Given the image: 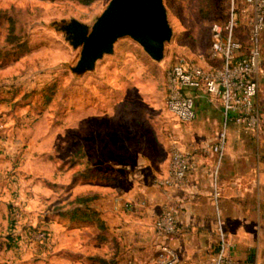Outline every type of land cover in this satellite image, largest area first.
Masks as SVG:
<instances>
[{
    "label": "rangeland",
    "instance_id": "rangeland-1",
    "mask_svg": "<svg viewBox=\"0 0 264 264\" xmlns=\"http://www.w3.org/2000/svg\"><path fill=\"white\" fill-rule=\"evenodd\" d=\"M109 2L0 0L6 10L0 44L11 54L0 59V264H130L157 253L156 243L137 242L141 232L135 227L121 231L111 225L110 240L100 244L96 226L61 212L74 205L81 187L76 172L91 157L98 159L95 146L84 148L85 142L121 145L117 130L108 134L106 128L121 118L116 105H124L125 116L139 124V141L155 143L150 154L160 165L159 146L171 150L162 142L166 123L178 121L167 115L166 71L177 54L208 58L211 24L228 16L230 0H164L174 33L160 60L123 36L113 53L78 72L81 45L72 43L68 24L77 19L91 28ZM11 20L27 49L7 43ZM249 22L242 19V31ZM19 50L20 57L8 59ZM120 159L114 155L102 162L113 170ZM41 230L47 231L44 239Z\"/></svg>",
    "mask_w": 264,
    "mask_h": 264
},
{
    "label": "crops",
    "instance_id": "crops-1",
    "mask_svg": "<svg viewBox=\"0 0 264 264\" xmlns=\"http://www.w3.org/2000/svg\"><path fill=\"white\" fill-rule=\"evenodd\" d=\"M245 18L250 19V15H243L242 19ZM249 30L250 22L247 29L242 31L240 28L238 34L245 44L248 43ZM194 59L205 66L214 63L210 53L208 58ZM257 77L260 87L254 103L263 117L258 131H247L232 118L227 119L220 99L199 91H193L197 112L193 120L182 121L170 110L171 113H167L178 121L166 123V137H162V142L170 145V148L177 142L183 149L192 152L196 159V167L190 172L185 186L168 187L161 184L160 181L167 175L171 150H167V146H159L162 162L156 167L151 155L155 153V143L139 141V124L121 111L114 113L121 117L115 126L106 125L108 134L114 128L117 130L121 145L108 143L103 137L100 147L97 143L85 142L84 148L89 145V149H92L95 146L94 155L98 159L91 157L80 169L94 166L114 176V182L84 179L77 175L78 170L74 181L80 179L76 184L81 187L75 195L92 193L87 202L100 211L108 226L115 225L121 231L135 227L141 232L137 242L147 241L157 246L163 238L155 228V220L165 206L176 207L180 228L164 239L177 249L180 256L178 264H209L218 242L217 210L213 198L214 182L217 181L221 190L219 209L232 243V255L240 261L264 264V30ZM224 126L227 141L219 163L218 154L201 153L197 146L205 141H215L218 131ZM81 147L77 151L82 150ZM114 155L116 158L121 156V163L116 164L113 170L106 168L107 164L102 160L110 156L114 158ZM155 176L158 179L155 180ZM94 197L101 201L94 202ZM117 198L136 201L137 204L125 210L117 204ZM77 204L84 203H74ZM84 225L89 226L87 222Z\"/></svg>",
    "mask_w": 264,
    "mask_h": 264
},
{
    "label": "built area",
    "instance_id": "built-area-1",
    "mask_svg": "<svg viewBox=\"0 0 264 264\" xmlns=\"http://www.w3.org/2000/svg\"><path fill=\"white\" fill-rule=\"evenodd\" d=\"M250 15L248 43L239 37L242 16ZM264 30V0H230L228 16L225 20L213 21L210 27V54L214 63L205 66L196 59L177 54L166 71V106L182 121L193 120L196 115L195 94L193 91L216 96L222 102L226 118H232L247 131H258L263 117L254 103L259 91L257 69L262 55V32ZM227 141L224 126L217 133L215 141H205L197 146L201 153H216L221 162ZM218 163V164H219ZM196 167L194 154L183 149L177 142L171 147V158L167 175L161 184L185 186L190 172ZM218 171V166L215 174ZM221 190L214 182V203L216 206L217 249L209 264H254L250 261L237 260L231 253L230 242L224 227V220L219 209ZM118 205L133 208L136 201L116 199ZM143 204L146 201H142ZM155 228L163 238L159 242L157 253L147 261L130 264H178L180 256L177 249L164 238L178 232L180 225L177 209L165 206L155 220ZM47 231L41 230L39 237L44 239Z\"/></svg>",
    "mask_w": 264,
    "mask_h": 264
},
{
    "label": "water",
    "instance_id": "water-1",
    "mask_svg": "<svg viewBox=\"0 0 264 264\" xmlns=\"http://www.w3.org/2000/svg\"><path fill=\"white\" fill-rule=\"evenodd\" d=\"M67 29L74 46L81 45L74 66L78 72L94 68L98 59L113 53L123 36H131L152 58L160 60L174 33L164 0H110L91 28L74 19Z\"/></svg>",
    "mask_w": 264,
    "mask_h": 264
},
{
    "label": "trees",
    "instance_id": "trees-1",
    "mask_svg": "<svg viewBox=\"0 0 264 264\" xmlns=\"http://www.w3.org/2000/svg\"><path fill=\"white\" fill-rule=\"evenodd\" d=\"M82 3H91L94 0H78ZM5 12L6 10L3 8H0V21L2 20L6 21L5 19ZM227 16L225 17V19ZM223 19V20H225ZM221 20V19H217ZM3 21V22H4ZM7 43H9L12 47V49H15L16 47H19V49L23 47V49H27V42L25 40H19L18 37L15 34V23L14 21L11 20L10 22V27H9V35L7 39ZM6 46L0 44V59H5L6 55L11 56L8 52L5 50ZM20 49V50H21ZM5 50V51H4ZM19 50V51H20ZM26 51V50H25ZM22 55V52H18L15 57L13 58H8L11 60H15L18 57ZM121 111H124L127 115L129 113L128 110H126V107L124 105H116V112L120 113ZM81 150L77 151V154L80 153ZM74 161L76 157H73ZM77 175L79 177H82L84 179H97L103 182H114L115 177L112 176L111 174H108L104 171H101L97 169L94 166L88 165L85 169L80 170ZM90 199V196H77L75 200L73 201L74 203H84L83 205L77 204L74 205L70 208L65 209L63 212H61L64 216H67L73 220H79L83 222H87L89 225L96 226L100 232L98 233V239L100 242H107L110 240L109 238V226L106 224L104 218L101 216V213L98 209L95 207L91 206L87 201ZM100 260L106 261L104 258L99 257Z\"/></svg>",
    "mask_w": 264,
    "mask_h": 264
}]
</instances>
